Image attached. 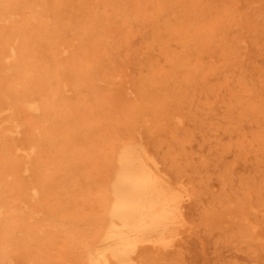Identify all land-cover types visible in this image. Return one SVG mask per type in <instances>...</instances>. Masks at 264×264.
<instances>
[{"label": "bare ground", "instance_id": "obj_1", "mask_svg": "<svg viewBox=\"0 0 264 264\" xmlns=\"http://www.w3.org/2000/svg\"><path fill=\"white\" fill-rule=\"evenodd\" d=\"M263 8L0 0V264H264Z\"/></svg>", "mask_w": 264, "mask_h": 264}, {"label": "rangeland", "instance_id": "obj_2", "mask_svg": "<svg viewBox=\"0 0 264 264\" xmlns=\"http://www.w3.org/2000/svg\"><path fill=\"white\" fill-rule=\"evenodd\" d=\"M191 1L192 0H182L184 6L186 7H189L191 5ZM165 6L168 7L167 4ZM246 11L248 13L254 12L253 10H246ZM263 12H264V8L259 10L258 12H255L253 14L254 19L260 20V18L263 17L262 16L264 14ZM167 15H168V11L161 10L159 17L162 19V21L159 22V26L165 27V26L171 25L173 31L184 28L188 23L194 22L196 18L193 14H185L183 16H177L173 18L171 22H168V20H166ZM258 16H261V17L259 18ZM221 104L219 103L218 105H221ZM12 181H13V176H10L9 179H7V183L9 184V186L12 184ZM9 186H8V189H9ZM10 205L12 207V210L5 215V219L3 221L4 229L7 230L8 232L0 234V258L3 257L4 253L6 254V252H8V249L11 250L15 246L16 241L18 240L17 236L14 235V231H13V225H14L13 222L15 221L14 216H16L17 214L16 209H14V207L16 206V202H12ZM16 220H17V216H16ZM40 248H41V242L35 245V248L32 251L34 252V254H38V258H33V260L38 262V264H41V249ZM224 254L228 256V252H224ZM227 256H225L224 258L227 259L228 258ZM239 256H241L239 257V260H238L239 263L251 264L249 260H247L241 254H239Z\"/></svg>", "mask_w": 264, "mask_h": 264}]
</instances>
